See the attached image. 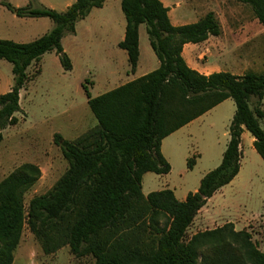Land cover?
Returning a JSON list of instances; mask_svg holds the SVG:
<instances>
[{"label": "trees", "instance_id": "trees-1", "mask_svg": "<svg viewBox=\"0 0 264 264\" xmlns=\"http://www.w3.org/2000/svg\"><path fill=\"white\" fill-rule=\"evenodd\" d=\"M34 1L24 6L0 2L18 17H48L54 23L29 42L0 38V59L12 64L14 75L10 90L0 94V142L3 129L19 122L20 93L30 79V66L55 51L62 67L72 70L62 39L74 34L77 22L107 0H76L64 11ZM238 1L249 5L264 26V0ZM121 8L126 31L119 46L128 54L130 71H136L140 59L142 24L160 65L98 96L83 83L97 124L72 141L54 135L68 168L48 192L25 205L26 191L41 176L32 163L0 182V264H13L26 225L45 253L69 246L76 257L92 256L93 264H264V251L251 233L237 230L231 222L187 234L207 201L240 172L245 130L264 159V71L206 75L188 65L182 55L186 43L222 33L214 11L195 22L174 25L162 0H121ZM228 98L234 100L236 111L221 163L185 200L170 188L145 195V173L171 171L161 149L163 139ZM195 164L194 157L188 159L189 169Z\"/></svg>", "mask_w": 264, "mask_h": 264}, {"label": "rangeland", "instance_id": "rangeland-1", "mask_svg": "<svg viewBox=\"0 0 264 264\" xmlns=\"http://www.w3.org/2000/svg\"><path fill=\"white\" fill-rule=\"evenodd\" d=\"M4 1L15 6H24L30 0ZM69 1L35 0L33 3L62 11L66 9ZM162 1L171 7L173 4L176 5L175 14L182 22L191 23L199 15L214 11L222 25L220 38L228 44L229 50L231 46L236 44L240 46L241 43L244 46H254V49L249 48L247 51L240 47L234 55L229 53L226 57L228 59L223 57L218 63L224 65V62L232 57L239 59L240 72L264 71V50L257 48L258 45L264 44V26L259 23L249 5L238 0ZM120 14L124 16L121 7L118 9L113 6L112 9L100 10L95 18L101 19V22L103 19H112L111 26L97 25V20L85 17L77 23L76 37L73 34L65 35L68 48L69 41L75 40L77 43L72 50L75 59L74 69L66 71L55 51L45 53L40 61L28 69L30 79L21 90V110L16 114L19 122L3 129L4 137L0 142V182L25 163L35 164L41 169L40 178L24 195L26 206L33 197L52 189L68 168V161L64 158L60 146L55 143L54 135L60 133L65 139L72 141L97 124V119L88 104L83 83H86L92 95H97L99 90L108 89L110 86L92 88V80L103 76L100 75L102 69L100 70L99 65L94 67L93 63L88 62L83 48L92 32L118 34ZM53 25V21L48 17H17L0 3V38L29 42L47 33ZM141 35L142 60L139 72L145 66L143 60L148 57V49L154 60L159 62L149 43L146 24L141 25ZM256 35L258 36L254 37ZM249 38L252 39L247 40ZM38 68L41 69L39 74L36 73ZM97 72L99 74L95 76ZM124 82L126 80L120 83ZM13 83L12 64L0 59V94L7 92ZM235 110V102L229 98V101L217 106L209 115L196 122L192 130L186 128L187 130L169 135L164 142V149L171 161L169 162L172 169L168 174L158 175L150 172L145 178L144 190H157L169 183L181 196L185 191L198 189L203 175L221 163ZM252 137V134L245 130L241 146L240 172L229 184L219 189L198 212L188 229V236L231 222L237 230L249 231L253 241L264 251V159L255 149ZM192 157L196 159V164L189 169L188 159ZM153 176L157 178L151 179ZM93 263L92 256L76 257L69 246L54 253H45L41 242L27 225L15 250L13 262V264Z\"/></svg>", "mask_w": 264, "mask_h": 264}, {"label": "crops", "instance_id": "crops-1", "mask_svg": "<svg viewBox=\"0 0 264 264\" xmlns=\"http://www.w3.org/2000/svg\"><path fill=\"white\" fill-rule=\"evenodd\" d=\"M75 1L76 0H70L67 3V7L70 6L71 4H73ZM163 3L167 7H169V16H170V19H171V21H172V23L174 25H182V24L190 23V22H184V21L182 22V21H180L181 18L178 17L175 14V11H176V7L175 6L176 5L173 4V7H171L170 5H168V3H166V2H163ZM113 6L117 7L118 9H120L121 0H107L102 7L93 8L92 11L90 12V14L87 16V19H89L91 17V19L97 20V23H96L97 25L104 24V25H110L111 26L110 21L112 19H109V20L103 19L102 22H101V19H96L95 15H97V13H99L100 10L102 11V10L108 9V8L112 9ZM67 7H66V9H67ZM66 9H64V10H66ZM64 10H62V11H64ZM202 16L199 15L197 17V19H195L192 22L197 21ZM15 19H17V18H15ZM120 20H121V24H120V27L118 28V31H120V32L118 34L105 33V32H103V33L92 32V34H90L88 36V41H87V44H86L85 48H83V50L85 49L88 62L89 63H93L94 67L99 65L100 70L102 69L100 75H103V76L92 80V84H91L92 88H95L96 86L97 87L98 86H100V87L110 86V87H107L108 89L99 90L97 95H92L91 94L92 96L101 95V94H103V93H105L107 91H110V90H112V89H114V88H116V87H118V86H120V85H122V84H124V83H126L128 81H131V80H133L135 78L143 76V75L153 71L154 69L158 68L159 65H160V62H156L154 60L150 50L148 49V51H147L148 57L143 60L144 63H145V66H144L143 70H141V72H139L140 67H141V60H142V35H141V25H140V28H139V33H140V38H139L140 59H139L136 71L135 72H131L130 71V65H129V62H128V54H127L126 50L122 49L119 46V43L125 38V31H126V18H125V15L121 16V14H120ZM77 25L78 24H76V32L73 34L74 37H76V35L78 33ZM220 36L221 35H219V36H213L212 35V36L208 37V39H206L205 41L200 42V43H191V42L190 43H186L184 45V47H183L182 55L186 59L188 65L191 68L196 69L200 73L206 74V75H209V74H211L213 72H218V71H229V72H231L233 74H236V75L244 74L245 71H243V72L238 71V69L241 66V64L239 63L240 62L239 59L230 57V59L227 62H224V65H221L218 62L221 61L220 59H222L223 57H224V59H228L226 57L229 56L228 55L229 53L234 55L236 53V51L240 47L244 48V50L247 51L249 48L250 49H254V46H251V47L250 46H244V44L241 43L240 46H238L239 44H236L235 46H231V49L229 50L228 49L229 48L228 44L225 43L220 38ZM257 36L258 35L254 36V37H257ZM65 37L66 36H64L63 39H62V45L64 47V50L69 54V56H70V58L72 60V64H73V68L72 69H74V67H75L74 60L75 59H74V55L72 53V50H73L74 46H77V43H75V40L69 41V47L71 48L70 49V48H68L66 46ZM250 39H252V38H249L247 40H250ZM263 41H264V38H263ZM149 43H150V41H149ZM257 48L259 50L263 51L264 50V44L258 45ZM130 73H131V75H130ZM98 74L99 73L97 72V74L95 76H97ZM124 80H126V82L120 83L121 81H124ZM112 84H114V85H112ZM113 86H114V88H113ZM110 88H112V89H110ZM227 101H229V98L224 100L219 105H221V104H223V103H225ZM219 105H217V106H219ZM216 107H214L213 109H215ZM213 109L209 110L208 112H206L202 116L194 119L193 121H191L190 123H188L185 126L181 127L180 129H178L174 133H176L178 131H184L186 128H190V130H192L193 125H196V122L200 121L205 116L209 115ZM174 133H172V134H174ZM172 134H170V135H172ZM244 135H245V131L242 134V138L244 137ZM166 138H164L163 141H162L161 149H162V152H163L164 156L167 158L168 161H170V159L167 156V154L165 152V149H164V142H165ZM229 139H230V135H229ZM251 141L254 142V137L251 138ZM226 147H227V145L225 146V149H226ZM225 149L223 150V153H224ZM222 157H223V155H222ZM171 169H172V166H171ZM149 173L150 172H147V173L144 174L143 181H142L143 193L145 195H148L150 192L155 191V190H148V191L144 190V181H145V178L147 177V175H149ZM155 175L157 176V174H155ZM156 176H153L151 179H156L157 178ZM165 188L172 189L174 191L176 197L179 200H185L187 195H188V193L190 192V191H185L184 193H182L181 196H179L177 194V189L175 187L174 188L171 187L169 185V183H166L163 187H161L160 189H157V190H162V189H165Z\"/></svg>", "mask_w": 264, "mask_h": 264}]
</instances>
